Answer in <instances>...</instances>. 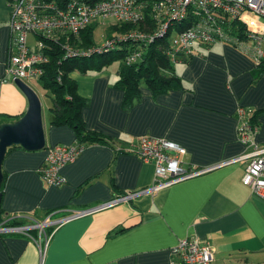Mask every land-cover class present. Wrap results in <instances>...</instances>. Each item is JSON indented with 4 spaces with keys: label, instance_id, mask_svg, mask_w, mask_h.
Returning a JSON list of instances; mask_svg holds the SVG:
<instances>
[{
    "label": "crops",
    "instance_id": "1",
    "mask_svg": "<svg viewBox=\"0 0 264 264\" xmlns=\"http://www.w3.org/2000/svg\"><path fill=\"white\" fill-rule=\"evenodd\" d=\"M10 18V4L0 0V124L18 120L28 109L22 90L5 81L13 50ZM106 29L96 27L95 33L100 30L105 36ZM256 63L233 43L201 47L190 62L176 64L186 89L155 96L143 85L140 99L128 111L122 107L124 91L114 86L118 68L72 72L79 94L90 101L83 110L87 129L107 136L115 147L95 144L83 149L61 168L64 181L56 186L40 171L48 149L77 145V136L68 125L52 124L45 92L46 147H10L2 163V216L16 218L22 223L17 226L49 216L56 220L150 187L155 163L143 161L136 152L143 136L184 146L187 168L211 169L43 232L31 228L0 233V264H171L174 247L185 237L214 248L211 264H264V198L242 182L248 160L234 161L253 150L238 136L240 107L258 112L254 139L264 146V74L255 70Z\"/></svg>",
    "mask_w": 264,
    "mask_h": 264
},
{
    "label": "built area",
    "instance_id": "2",
    "mask_svg": "<svg viewBox=\"0 0 264 264\" xmlns=\"http://www.w3.org/2000/svg\"><path fill=\"white\" fill-rule=\"evenodd\" d=\"M10 6L13 50L6 65L5 81L20 79L29 84L30 79L43 74V66L48 61L44 53V37L57 41L61 34L79 36L89 25L104 28L117 23L138 24L149 17L157 23L155 32L135 28L126 33H115L114 37L105 35L103 39H97L96 45L90 50L72 46L69 42L63 45L67 55L90 54L109 49L118 40H149L155 34L168 36L171 45L186 54H190L195 43L200 41L210 45L233 43L250 54L256 62L264 57V0H101L96 3L71 0L64 7L51 0H16ZM109 18H113L114 22H107ZM233 19L245 24L247 39L240 38L235 32ZM181 21L189 26L179 29L176 24ZM32 33L37 36L35 48L29 44V35ZM172 57L176 60V56ZM139 58L141 52L134 51L127 56L126 61L133 63ZM251 113L252 109L243 106L238 109V136L243 144L253 147V150L234 161L248 160L242 182L255 195L264 198V146L260 147L254 139L258 127H252L249 121ZM81 152L82 149L77 145L51 146L40 169L43 179L50 185L62 184L61 168L75 161ZM136 152L143 161L155 163V178L150 187L116 195L89 208L73 210L56 220H51L49 216L30 225L1 224L0 233L26 232L31 228L43 232L49 226L57 227L70 219L131 201L146 192L154 193L211 169L185 167L182 156L187 152L186 148L164 138L143 136ZM173 253L171 264H211L214 259V248L193 237L180 239Z\"/></svg>",
    "mask_w": 264,
    "mask_h": 264
},
{
    "label": "trees",
    "instance_id": "3",
    "mask_svg": "<svg viewBox=\"0 0 264 264\" xmlns=\"http://www.w3.org/2000/svg\"><path fill=\"white\" fill-rule=\"evenodd\" d=\"M7 1L12 5L16 0ZM51 1L56 2L60 7H64L71 0ZM87 1L96 3L101 0ZM232 23L238 36L242 39H247L248 32L245 24L239 19H233ZM156 25L157 23L154 22L153 18L149 17L138 24L132 22L110 24L105 34L108 37H114L115 33H126L135 28L155 32ZM176 26L179 29H183L189 25L181 21ZM95 30V25H89L77 37L61 34L57 41L44 37L46 43L44 53L47 54L48 61L44 64V72L39 77L46 95L51 101L50 109L54 114L52 124L72 127L77 136V146L82 150L95 144L109 145L114 148L115 144L102 133L87 129L83 110L89 105L90 101L79 94L78 83L72 78V72H100L110 67L114 62H119L117 70L118 80L114 86L124 91L122 107L128 111L140 99L143 85H147L155 96L169 93L174 89H186L187 86L176 69L177 62L181 60L184 63H188L199 48L208 49L212 46L199 41L193 46L192 52L186 54L182 49L173 47L168 36L162 37L153 34L152 39L149 40H118L109 49L91 52L90 54L67 55L66 48L63 45L66 42L83 50H90L95 46ZM134 51H140L141 58L136 62L127 63V56ZM172 56H176V60H173ZM255 70L259 72V75L264 74V57L256 63ZM257 114L258 112L251 113L249 116L252 127L259 126L256 121ZM4 185L5 176L3 181L0 182L1 194H3ZM2 215L3 209L0 204V225L17 226L22 224L12 216L4 217Z\"/></svg>",
    "mask_w": 264,
    "mask_h": 264
},
{
    "label": "water",
    "instance_id": "4",
    "mask_svg": "<svg viewBox=\"0 0 264 264\" xmlns=\"http://www.w3.org/2000/svg\"><path fill=\"white\" fill-rule=\"evenodd\" d=\"M16 85L28 99V109L16 121L0 124V182L4 179L3 160L10 147L22 146L27 150L46 147L43 105L38 93L26 82L17 79ZM0 193V204H1Z\"/></svg>",
    "mask_w": 264,
    "mask_h": 264
},
{
    "label": "rangeland",
    "instance_id": "5",
    "mask_svg": "<svg viewBox=\"0 0 264 264\" xmlns=\"http://www.w3.org/2000/svg\"><path fill=\"white\" fill-rule=\"evenodd\" d=\"M107 22H110V23L114 22V19L113 18H109L107 20ZM99 31H98V33H99ZM98 33L96 34V36H97L96 39H98V40L103 39L104 35H101V34H98ZM29 43H30V46L35 48L36 47V43H37V36L36 37H32L31 36L29 38ZM196 47H198V45H196ZM118 65H119V62L116 61L109 68L110 69H115V68H118ZM30 85H31L32 88L35 89V91H37L40 94H42V96H41L42 102H43L42 104H44L45 117H46L47 115H49V111H48V106L49 105H48V102H47V97L45 95V90H44L41 82L38 79H36V78H33V79L30 80Z\"/></svg>",
    "mask_w": 264,
    "mask_h": 264
}]
</instances>
